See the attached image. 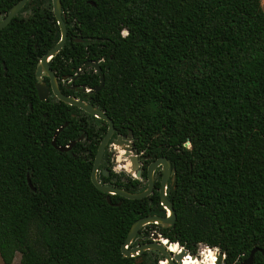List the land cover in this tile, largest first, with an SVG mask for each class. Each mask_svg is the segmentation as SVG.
I'll use <instances>...</instances> for the list:
<instances>
[{
  "label": "trees",
  "instance_id": "obj_1",
  "mask_svg": "<svg viewBox=\"0 0 264 264\" xmlns=\"http://www.w3.org/2000/svg\"><path fill=\"white\" fill-rule=\"evenodd\" d=\"M17 1L0 0V15ZM60 8L66 38L49 65L71 77L90 60L103 77L91 91L98 74L87 66L74 83L90 91H60L90 99L116 132H131L137 151L174 169L166 196L175 218L161 235L189 251L216 247L223 264H239L257 247L252 263L264 264L260 0H60ZM58 38L51 0H29L0 29V260L146 264L122 257L120 245L135 219L163 212L156 190L107 201L89 179L94 149L73 155L50 144L63 122L56 145L79 133L56 108L65 104L39 100L33 85L37 60ZM113 181L129 192L139 183L123 171Z\"/></svg>",
  "mask_w": 264,
  "mask_h": 264
},
{
  "label": "water",
  "instance_id": "obj_2",
  "mask_svg": "<svg viewBox=\"0 0 264 264\" xmlns=\"http://www.w3.org/2000/svg\"><path fill=\"white\" fill-rule=\"evenodd\" d=\"M28 1L29 0H18L17 2H15L7 10L5 15L0 20V29L2 27H4L10 21V19ZM51 10H52L53 16L56 20V24L58 25V28H59V38L52 47L48 48L39 57V59L36 62V65H35L34 74H35L37 80H40L41 75L48 76L49 82H50L51 94L55 98H57L58 100L63 102L64 104L76 106V107L80 108L81 110H83L84 112L106 121L107 127H106V130H105L102 138L100 139V141L97 145V148H96L93 160H92V168H91V171L89 174V179H90L91 183L93 184V186L96 189H98L99 191H101L102 193L106 194V200L107 201H108L107 196L110 194H116L118 196H121V197H124L127 199H139V198L145 197L146 195H148L150 193V191L152 189V185H153V180H152L153 170L156 166H159V165L161 166V177H160V182H159L160 185H159V190H158V196H159L160 205H162V207H164L168 211V214L164 217L157 216V215H145V216H141V217L135 219L131 223V225L129 226L127 234H126L123 242L120 245V254L122 257H132L136 253H140L144 249H156L163 256L166 257L168 264H178V259L184 253V251H182L179 254L174 255V258L176 260V263H174V262H172V260L170 261L168 252L165 250L164 245L160 244V243L156 244L154 242H151L149 244H143V245L135 246L132 248H126V245H128V243L133 238L137 229L140 226H142L146 223H158V224H161L162 226H167L173 222V220L175 218V213H174V210L172 208L170 201L167 199V197L164 193V185L166 184V180H167V176H168V170L170 168V163L163 156H159V157L153 159L152 161H150L149 164L147 165V170H146L147 185L142 191H139V192H129V191H126L122 188L112 186V185L102 184V183L97 181V179L95 177V170L99 164L100 157L102 155L104 146L107 143V141H108V139L112 133L113 125H112L111 119L98 107H94L91 104L86 103L79 98H75L72 95L63 94L58 89V87L56 85V81H55V76H54L53 72L51 71V69L49 68L47 62L51 57H53L60 50V48L62 47L64 40L66 38V29H65V24H64L63 19H62L63 14H62V11L60 8V0H51ZM83 64L84 65L90 64L93 67L94 71L97 72L98 84L91 89V91H97L102 86V83H103V77H102V74L100 73V69H99L97 63L94 61L87 60V61H84ZM34 88L36 91L37 98L39 100L46 99L48 92H49V89L44 83H42L40 81L36 82L34 84ZM81 90L85 91V88L82 86ZM87 91H90V90H87ZM63 126H64V124L58 126L53 131L52 138L50 140V144L58 151H66L68 149L69 145H71L73 143V142H70L67 146L55 144V137H56L57 133L62 129ZM127 132H128V135L126 136V140L121 138L120 136H117L116 139L114 140V144L118 145L121 149H123L124 152L122 153V155L126 156L128 162H129V169L131 171H133L138 165L137 158H136L137 152L131 148L132 147V144L130 142L131 132L129 130ZM122 144H125V146H122ZM138 173H139V171L136 170V173H135L136 176H138ZM26 183L31 189H33L27 175H26ZM153 237L155 238L157 236L154 235ZM166 243L170 244L169 241H166ZM255 251H260V249L257 247L252 248L249 251L246 258L242 261L241 264H253L252 263V255ZM261 252H262L263 257H264V252L263 251H261ZM221 256H222V252L221 251L217 252L216 264H220Z\"/></svg>",
  "mask_w": 264,
  "mask_h": 264
},
{
  "label": "flooded vegetation",
  "instance_id": "obj_3",
  "mask_svg": "<svg viewBox=\"0 0 264 264\" xmlns=\"http://www.w3.org/2000/svg\"><path fill=\"white\" fill-rule=\"evenodd\" d=\"M5 13L0 15V20L5 15ZM49 60H48V62H49ZM84 61H87V60H83L77 65V67L75 68L74 73L71 77H69L67 74L57 76L55 74V70H53L51 68V66L49 65V63L47 62L49 68L51 69V71L53 72V74L55 76L56 85H57L59 90H60V88H63V89L73 88L74 90L75 89L81 90V87L83 85L75 84L74 80H75L76 76L82 75L85 73V71H84L85 67L91 66L90 64L84 65L83 64ZM34 69H35V67H34ZM93 71H94V69H93ZM34 78H35V81H34L33 85L36 82L40 81V82L44 83L49 89L48 95H47L46 99H44V100H48V99L51 101L58 100L57 98H55L51 94L50 82H49L48 76L41 75L40 80H37L36 76L34 74ZM87 90H89V89L85 88V92H87ZM81 91H84V90H81ZM49 95H52L53 97L51 98V97H49ZM75 98H77V97H75ZM81 100L86 102V103L91 104L94 107H97L96 105H94L93 103L90 102V99H81ZM41 101H43V100H41ZM58 101H60V100H58ZM28 107H30V104H28ZM56 108L57 109H60V108L64 109L66 112L65 117L68 119V121H70V124L74 125V122H75L76 127L79 129V133L74 138L69 137V139H67L65 141V143L63 144L65 146H67L70 142H73L71 145H69V147L66 151H70V153L74 155V152L87 153V152H91L94 149V153L92 156V160H93L97 145H98L100 139L102 138V136L104 134V133L103 134L101 133L102 132L101 128L103 126L102 121H104V120L97 118L93 115H90V114L84 112L83 110H81L80 108H78L76 106L65 104V106H61V107L58 105ZM72 119H74V120H72ZM104 122L106 123V121H104ZM63 124L65 126L68 123L63 122ZM106 127H107V123H106ZM105 130H106V128H105ZM127 135H128V132H126L124 134H119L118 132L115 131V129L113 127L112 133H111L107 143L104 146L102 155L100 157L99 164L95 170V177H96L98 182H100L102 184H107V185H109V183L114 182L113 181V172L118 173L119 171L113 170L112 164L116 161V157H117L116 153H118L119 150L121 149V148L120 149L118 148L119 147L118 145L114 144V140L116 139L117 136H120L121 138L126 140ZM77 142L79 143L78 145L76 144ZM130 142L132 144L131 148L137 152L136 158H137L138 165L133 171H131L129 169V171H130L129 173H130V176H132V178L139 179V183H136L137 187L135 190V192H139V191H142L147 185L146 170H147V165L152 160H148L149 156L147 154H144L142 151H137L134 148L133 141H132V135L130 138ZM122 146H125V144H122ZM121 150H123V149H121ZM124 157L126 158V156H124ZM91 168H92V163H91ZM91 168H90V171H91ZM136 170L139 171L138 176H136V174H135ZM142 171H144V174H145L144 178L141 177ZM89 174H90V172H89ZM157 176H158V179H157ZM160 177H161V166L159 165V166H156L154 168L153 173H152L153 185H152V189H151L150 193L152 191L156 190L157 195H158V190H159V185H160V183H159ZM173 178H174V169L170 165V168L168 170V176H167L166 184L164 185L165 195L167 194L166 192L168 190V186L172 182ZM155 182H158V184H155ZM132 184H133V182H131L129 186H132ZM148 195H146V196H148ZM158 202H159V196H158ZM159 204H160V202H159ZM160 206L163 209L162 213H161L160 209H157L158 213L150 214V215H157V216H161V217L166 216L168 214V211L164 207H162V205H160ZM168 226L169 225L162 226L161 224H158V223H146V224L140 226L137 229L133 238L128 243V245H126V248H132V247L140 246L143 244H149L151 242H154L156 244L160 243V244L164 245L165 250L168 252L170 261L172 260V262H174V263H176L174 255L179 254L182 251H184V253L178 259V264H182L181 263L182 258L187 254H189L190 258L192 260H195L197 262V264H205V261H203L204 254L202 253L201 249L199 248L201 243H197L193 251H189V250L185 249L184 247L180 246L177 242L170 241L161 235L162 229L166 228ZM154 235H156L157 237L154 238L153 237ZM166 241H169L170 244L172 243V244H175L176 246H171L170 244H167ZM132 257L134 258L135 262H141L142 260H144L146 264H168L166 257L163 256L156 249H144L140 253H136ZM244 259L239 261V264H241ZM223 260H224V253L222 252L220 264H223ZM186 262H185V264H186Z\"/></svg>",
  "mask_w": 264,
  "mask_h": 264
},
{
  "label": "rangeland",
  "instance_id": "obj_4",
  "mask_svg": "<svg viewBox=\"0 0 264 264\" xmlns=\"http://www.w3.org/2000/svg\"><path fill=\"white\" fill-rule=\"evenodd\" d=\"M260 4H261V7H262V9L264 11V0H260ZM118 148L120 149V147H118ZM122 152H123V150L120 149L119 152L116 153L117 154L116 161L112 164V168L115 171H119V172L123 171V172H125V173L130 175V173H129L130 172L129 171V162L122 155ZM200 248H202V247L200 246ZM0 264H3L1 260H0ZM11 264H19V262H18V254H16L14 256Z\"/></svg>",
  "mask_w": 264,
  "mask_h": 264
},
{
  "label": "clouds",
  "instance_id": "obj_5",
  "mask_svg": "<svg viewBox=\"0 0 264 264\" xmlns=\"http://www.w3.org/2000/svg\"><path fill=\"white\" fill-rule=\"evenodd\" d=\"M122 36L124 37H127L129 35L128 31L127 30H123L122 33H121ZM185 147L188 148L189 150H191V142L190 141H186L185 142ZM219 252V249H214L213 251H210L208 254H207V257H206V261H205V264H216V253Z\"/></svg>",
  "mask_w": 264,
  "mask_h": 264
},
{
  "label": "built area",
  "instance_id": "obj_6",
  "mask_svg": "<svg viewBox=\"0 0 264 264\" xmlns=\"http://www.w3.org/2000/svg\"><path fill=\"white\" fill-rule=\"evenodd\" d=\"M200 246L202 247V248H200ZM199 246V248L201 249V251H202V253L204 254V256H205V250H209V249H212V250H214V249H217L216 247H208V246H206V245H204V244H201ZM217 254V253H216ZM215 254V255H216ZM185 257H187L186 259L188 260L189 258H190V255L189 254H187V255H185L183 258H182V261H181V263L182 264H185V262L187 261V260H185Z\"/></svg>",
  "mask_w": 264,
  "mask_h": 264
}]
</instances>
